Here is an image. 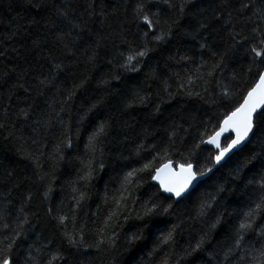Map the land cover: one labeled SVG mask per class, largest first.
<instances>
[{
  "label": "trees",
  "instance_id": "obj_1",
  "mask_svg": "<svg viewBox=\"0 0 264 264\" xmlns=\"http://www.w3.org/2000/svg\"><path fill=\"white\" fill-rule=\"evenodd\" d=\"M145 2L0 0V240L22 231L8 253L14 264H32L30 256L48 264L54 253L60 258L52 264H245L241 257L264 243L258 228L234 246L244 213L264 195V133L180 201L152 182L165 163H191L196 173L214 167L217 151L201 140L218 131L258 80L255 54L245 51L255 41L233 47L231 34L264 29L253 15L264 0H191L183 13L182 0H171L175 8L150 0L146 11L159 19L152 29L135 13ZM242 3L255 7L241 14ZM161 33L165 38L155 41ZM145 44L151 51L133 61L136 70L120 67ZM101 124L106 134L93 150L89 137ZM69 140L71 147H61ZM89 163L94 171L83 180ZM145 164L125 185L126 174ZM153 203L172 207L143 228L136 216ZM132 233L140 238L129 246ZM201 240L200 251L187 255Z\"/></svg>",
  "mask_w": 264,
  "mask_h": 264
},
{
  "label": "snow or ice",
  "instance_id": "obj_2",
  "mask_svg": "<svg viewBox=\"0 0 264 264\" xmlns=\"http://www.w3.org/2000/svg\"><path fill=\"white\" fill-rule=\"evenodd\" d=\"M147 2H150V0H146L145 3L138 4L135 8V13L137 19L142 20V22L147 25L149 29H152L154 25H159V19L155 18L156 14H149L146 11ZM163 3L166 4L169 8H175V4L172 3L171 0H163ZM189 3H191V0H182L179 11L183 13L185 7ZM32 6L42 7L44 5L34 3ZM250 7H255V5L250 3H242L240 9H237V12L243 14L244 10L249 9ZM253 15L259 16L261 20H264V7H262L258 12H254ZM230 19L231 14H229V18L225 20V23H229ZM248 19L251 20L252 17H248ZM250 31L252 33L251 36H242L239 32L231 35L232 40L234 42L233 47L239 45L241 40L255 41L252 44L250 51L249 49H245V51L249 54H255L252 57V64L256 67V75L258 76V80L256 84L247 92V95L243 99V103L224 117L219 130L215 131L214 134L209 135L207 140H201V143L214 145L218 150L217 154L214 157L215 164L217 165L221 164V162L225 159L226 155L232 152L233 149L237 148L238 146H241L245 141L250 140L251 136L256 135L257 131L264 133V70H261V64H264V29H261L258 26H254L251 28ZM144 35L148 36V32L146 31ZM165 35L166 33H161L153 36V39L155 41H162L165 38ZM237 37H240V39H237ZM257 45H259V50ZM201 47L203 48L204 45H201ZM149 51H151V49L148 48L147 44H145L141 50H130L129 54L125 57L124 63L121 64L120 67L125 70H136V65L133 64V61L139 63V58L146 56ZM2 54L3 53H0V55ZM121 55H123V53ZM222 62L223 57H221L220 63L213 65V71L220 68ZM57 67H59V65H57ZM248 71L252 72L251 66L249 67ZM209 75H211V73H209ZM40 83L44 84L45 82L41 81ZM80 86L81 85H76L75 87ZM20 87H23V85H20ZM73 94L74 91H69L68 98L71 99ZM189 95H191V93H189ZM223 95L225 97L229 95V92L226 87L224 88ZM130 106L131 105H129V107ZM21 111L23 112V110ZM89 111H91V109H89ZM2 126L3 125H0V127ZM229 129L235 132V139H232L231 143L227 144V146L222 147L220 144V137L224 132L228 131ZM105 134L106 125L104 124H101L92 133V135L89 137V145L92 147L93 150L95 149V145L99 141V138ZM61 147H71V141L69 140L66 144L62 142ZM197 147H199V145H197ZM261 166L264 167V164H262ZM87 167L89 170L84 176L81 177V179L83 180L90 179L92 172L94 171L91 166V163H89ZM148 167L149 165L145 164L141 169H133L131 172H128L124 180L125 185L131 183L130 178L136 172L145 171L146 169H148ZM167 167L168 165H164L163 168H158L156 170V175L152 178L154 180H159L163 191L171 194L168 199H171V197L174 196L177 198V201L183 197L189 186L193 183L194 180H196L198 175L202 176L205 174V172H194L193 165L191 163L187 165L181 164L179 173L180 179L166 181L165 179L161 178V172L164 171V169H166ZM211 170V168L206 169V171L208 172H210ZM260 190L261 192H264V177H261ZM219 191L223 192L224 189L221 188ZM81 199H83V196H81ZM77 203H79V200L77 201ZM171 207V204H169L167 207H161L160 205L153 203L152 207L146 208L143 216L137 215L136 219L143 220L144 224L142 227L148 228L150 227L152 217L167 214L169 208ZM204 207H212V205L207 204ZM261 213H264V195H261L259 197V200L255 203L254 207L250 208L247 212L244 213L241 222L237 226L234 241V246L236 248L241 247V242L245 240L247 233L257 232L258 228L261 230L259 234L264 236V225H257V216ZM58 220L59 223L63 225L65 217L61 216L58 218ZM23 223H27L26 218ZM5 227H7V225H5ZM17 227L22 229L23 224H19ZM213 227H215V225H213ZM21 235L22 231L14 230V233L10 238L5 237L4 240H0V245H3V247H0V255L3 256V258L0 259V264H14V262L10 261L8 253L12 251L17 239ZM63 235L67 238L70 246H76L79 243L78 241L74 240L67 231H65ZM139 238L140 236L138 233H132L128 237V245H134L136 240H138ZM171 238L172 234L170 232L167 236L163 238L162 243L167 244L169 240H171ZM203 242V240L198 241L196 245L191 249V251L187 253V255H192L200 251ZM257 243L259 244V246L251 247L248 250L249 255L247 257H241V259L245 261V264H264V243H260L259 241ZM229 251H231V249H229ZM58 258L60 257L54 253L51 259L48 261V264H52V262ZM29 260L32 262V264H38V261L32 256L29 257ZM164 264H168V262L165 260Z\"/></svg>",
  "mask_w": 264,
  "mask_h": 264
},
{
  "label": "water",
  "instance_id": "obj_3",
  "mask_svg": "<svg viewBox=\"0 0 264 264\" xmlns=\"http://www.w3.org/2000/svg\"><path fill=\"white\" fill-rule=\"evenodd\" d=\"M247 95V94H246ZM243 103V101H242ZM241 103V104H242ZM220 128V127H219ZM231 136V140L232 139H235V132L232 131L231 129H229L228 131L224 132L221 137H220V144L222 143V141ZM231 140L229 143H231ZM249 141V140H248ZM248 141H245L241 146H238L237 148L233 149L232 152H230L229 154L226 155L225 159L221 162V164L217 165L215 164V160H214V167L212 168V170L210 172H205L204 175L202 176H197L196 180L193 181V183L189 186V188L187 189L186 193L183 195L182 198H180L178 201L182 200L183 198H185L201 181H204L206 178H208L216 168L220 167L221 165L224 164V162L232 155L234 154L235 152L239 151L242 147H244ZM228 143V144H229ZM204 146L210 148V149H213L215 151H218L216 149V147L214 145H208L206 143H204ZM164 165H168V167L166 169H164V171L161 172V178L165 179L166 181L168 180H179L180 179V176H179V173H180V166H177V167H173L172 163H165L163 164L162 166H160L159 168H163ZM193 171H194V167H193ZM175 174V175H174ZM155 175H156V172H155ZM154 175V176H155ZM152 182L156 185L159 186L160 190H161V193L167 197H169L171 194L170 193H166L163 191V189L161 188V185H160V182L159 180H154L152 179ZM171 198H173L175 201H177V198L172 196Z\"/></svg>",
  "mask_w": 264,
  "mask_h": 264
}]
</instances>
